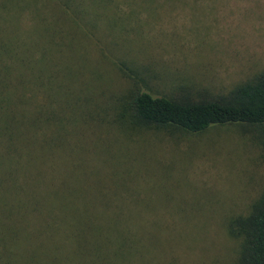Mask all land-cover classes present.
<instances>
[{
	"label": "rangeland",
	"instance_id": "obj_1",
	"mask_svg": "<svg viewBox=\"0 0 264 264\" xmlns=\"http://www.w3.org/2000/svg\"><path fill=\"white\" fill-rule=\"evenodd\" d=\"M64 2L74 33L72 26H56L65 24L61 15L46 18L44 12L29 23L44 32L45 59L38 57L67 87V109L56 111V133L63 135L56 159L68 175H86L107 191L117 179L135 191L128 199L164 234L157 243L165 249L141 262L233 264L237 242L221 228L264 192V156L254 128L171 134L137 125L127 103L142 90L171 99L225 96L263 71L264 0ZM24 29L28 36L31 30ZM182 210L194 214L179 221Z\"/></svg>",
	"mask_w": 264,
	"mask_h": 264
},
{
	"label": "trees",
	"instance_id": "obj_2",
	"mask_svg": "<svg viewBox=\"0 0 264 264\" xmlns=\"http://www.w3.org/2000/svg\"><path fill=\"white\" fill-rule=\"evenodd\" d=\"M64 1L0 0V264H145L140 257L155 259L165 249L157 243L164 234L160 224H146V211L128 199L135 191L120 179L107 191L86 175H68L56 159L55 151L63 149L56 111L67 109V87L38 57H44V32L29 23L44 12L46 18L61 15L65 24L56 26H72L74 33ZM24 28L31 30L28 36ZM130 98L140 127L184 135L251 127L264 156V70L225 96L171 99L142 90ZM179 214L185 221L194 211ZM221 230L237 242L233 264H264V192L245 212L228 216Z\"/></svg>",
	"mask_w": 264,
	"mask_h": 264
}]
</instances>
